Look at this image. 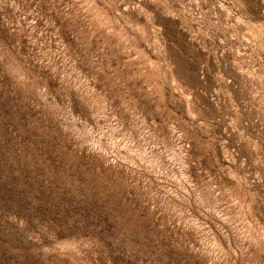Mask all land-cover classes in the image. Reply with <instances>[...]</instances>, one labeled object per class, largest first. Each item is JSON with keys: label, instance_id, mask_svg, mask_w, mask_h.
<instances>
[{"label": "rangeland", "instance_id": "374dc122", "mask_svg": "<svg viewBox=\"0 0 264 264\" xmlns=\"http://www.w3.org/2000/svg\"><path fill=\"white\" fill-rule=\"evenodd\" d=\"M0 264H264V0H0Z\"/></svg>", "mask_w": 264, "mask_h": 264}]
</instances>
